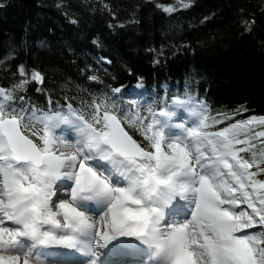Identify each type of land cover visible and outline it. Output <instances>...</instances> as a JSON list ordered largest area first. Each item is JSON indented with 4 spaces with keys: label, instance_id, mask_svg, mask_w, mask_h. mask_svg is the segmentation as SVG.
Masks as SVG:
<instances>
[{
    "label": "snow or ice",
    "instance_id": "1",
    "mask_svg": "<svg viewBox=\"0 0 264 264\" xmlns=\"http://www.w3.org/2000/svg\"><path fill=\"white\" fill-rule=\"evenodd\" d=\"M190 3L179 0V7ZM164 11L172 13L177 8L170 4ZM254 22L240 20L248 32ZM44 43L38 41V45ZM93 43L98 41L94 38ZM260 44L264 47V40ZM96 62L111 64L106 56ZM12 77L16 82L10 88L0 87V264H32L17 248L20 238L30 236L40 237L45 244H79L81 252L90 254L83 264H153L145 260L150 253L156 264L159 257L164 264H264V179L256 178L264 174V142L259 151L249 142L256 135L264 138V131L248 135L253 124L264 125V116L240 119L216 132L201 130L208 127L209 119L204 102L185 93V99L173 100L198 107L200 122L187 128L186 135L171 139L155 127L163 108L149 107L151 121L147 122L139 117V109L136 118L130 119L127 113L119 115L117 104L104 100L94 102L88 115L71 102L61 106L56 101L58 110L36 116L30 98L19 95L29 83L24 63ZM43 79L32 70V82ZM90 79L97 81L99 76ZM113 91L119 93L120 88ZM17 103L21 107H15ZM122 119L140 131L145 146L128 135ZM63 121L77 126L78 141L54 133ZM212 123L218 121L213 118ZM58 140L74 148L58 150ZM240 143L248 145V159L238 154ZM105 172L119 174L116 185ZM65 177L74 180L71 187L61 181ZM181 177H190L191 183ZM120 179L125 186H119ZM58 192L70 196L59 199L53 211ZM86 192L104 198L89 213L75 206L76 198ZM176 192L195 193L189 197L191 215L182 222L163 223L162 208ZM42 221L61 232H42Z\"/></svg>",
    "mask_w": 264,
    "mask_h": 264
},
{
    "label": "trees",
    "instance_id": "2",
    "mask_svg": "<svg viewBox=\"0 0 264 264\" xmlns=\"http://www.w3.org/2000/svg\"><path fill=\"white\" fill-rule=\"evenodd\" d=\"M170 4L177 11L165 12ZM241 18L255 21L250 32ZM41 40L45 43L38 45ZM262 40L264 0H191L187 8H180L179 0H0V87L10 88L16 82L12 72L24 63L29 83L19 95L30 98L35 115L58 110L56 101L61 106L71 102L88 115L94 102L104 100L130 119L137 109L143 119L149 107L158 110L188 93L208 106L204 130L216 132L237 120L264 116ZM105 56L111 64L96 62ZM33 69L43 81H31ZM92 75L99 79L92 81ZM136 84L149 92L148 102L121 99ZM98 115L103 117V111ZM121 122L145 146L140 131ZM261 131L264 125L255 123L248 135ZM249 142L259 151L264 138L256 135ZM238 147L248 159V145Z\"/></svg>",
    "mask_w": 264,
    "mask_h": 264
},
{
    "label": "rangeland",
    "instance_id": "3",
    "mask_svg": "<svg viewBox=\"0 0 264 264\" xmlns=\"http://www.w3.org/2000/svg\"><path fill=\"white\" fill-rule=\"evenodd\" d=\"M178 103H180V104H186V103L180 102V101H178ZM196 111H199V108ZM71 125H73V123L67 122V126H66V123L65 124H62V123L59 124V126L57 127L59 129V132L57 134V137H61L62 139H65V140L70 141V142H76V141H78L80 138L74 133V130L71 128ZM155 127L159 128L157 124L155 125ZM165 136H167V135H165ZM170 136L171 137H176V136L169 135V137H167V138H170ZM162 148H165L166 149V145H163L162 144ZM0 181H2V177H0ZM61 181L64 182V183H66V185L68 184L67 187H71V185L74 184V180L73 179H67L66 177L65 178H61ZM57 183L59 184L60 181H58ZM0 187H2L1 184H0ZM60 194H61V192H58L57 195L53 197V201L54 202H55V197L57 198ZM186 194L189 195V192L182 193V195L180 197H182L184 199V201H185V204L183 206V209H186V210L189 211L190 210L189 207H191V206H189V205H191V200L187 197ZM63 195H64V198L63 199H69L70 193L63 194ZM190 195H192V194L190 193ZM173 196H176V195H173ZM55 209H56V207H55V204H54L53 205V211H55ZM182 221H183V219L182 220L181 219L179 220V222H182ZM23 247L24 246L22 245V250L24 251L26 249L25 247H27V244H25V247L24 248ZM20 249H21V246L18 248V250H20ZM29 257L33 260L32 264H37L38 263V262L36 263V261L38 260V258L35 259L33 254H31V256H29ZM52 262H54V261H52ZM49 263L46 262V264H49Z\"/></svg>",
    "mask_w": 264,
    "mask_h": 264
},
{
    "label": "clouds",
    "instance_id": "4",
    "mask_svg": "<svg viewBox=\"0 0 264 264\" xmlns=\"http://www.w3.org/2000/svg\"><path fill=\"white\" fill-rule=\"evenodd\" d=\"M194 114H196L198 116V118H200L199 116V113L196 112V111H193ZM171 139H178L180 138L179 136L177 137H170ZM55 147L58 149V150H61V151H69V150H72L74 148V145H70V144H65L62 142V140H58V143L55 145ZM182 180H184L185 182L187 183H191V178L190 177H181ZM140 192V189L138 188L137 189V193ZM191 193L192 195H194L195 193L194 192H189ZM157 264H164V259L163 257H159L157 259Z\"/></svg>",
    "mask_w": 264,
    "mask_h": 264
},
{
    "label": "bare ground",
    "instance_id": "5",
    "mask_svg": "<svg viewBox=\"0 0 264 264\" xmlns=\"http://www.w3.org/2000/svg\"><path fill=\"white\" fill-rule=\"evenodd\" d=\"M170 137H171V136H170ZM173 197H174V196H173ZM63 198H64V195H63V193H61L57 198L55 197V203H54V204H55V205L58 204V203H59V199H63ZM54 204H53V205H54ZM75 206H76V203H75ZM78 208H79V207H78ZM55 210H56V209H55ZM80 210H81V209H80ZM85 213H87V212H85ZM179 220H180V219H179ZM181 220H182V219H181ZM165 222H167V221L165 220ZM165 222H164V223H165ZM25 244H27V243L21 242V243L17 246V248H19V247L22 246V245L25 247ZM25 248H26V247H25ZM25 250H26V249H25ZM20 251L23 252L22 248L20 249ZM32 254L34 255V258H35V259L38 258L39 261H38V260L36 261V263L38 262L37 264H46V262H44V261H43L40 257H38L36 254H34V253H32ZM27 255H28V256H31L30 254H27ZM41 262H42V263H41ZM49 262H50V263H49ZM49 262H48L49 264H65V263H59V262H55V261H54V262L49 261Z\"/></svg>",
    "mask_w": 264,
    "mask_h": 264
},
{
    "label": "water",
    "instance_id": "6",
    "mask_svg": "<svg viewBox=\"0 0 264 264\" xmlns=\"http://www.w3.org/2000/svg\"><path fill=\"white\" fill-rule=\"evenodd\" d=\"M125 130V129H124Z\"/></svg>",
    "mask_w": 264,
    "mask_h": 264
}]
</instances>
